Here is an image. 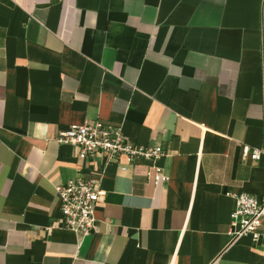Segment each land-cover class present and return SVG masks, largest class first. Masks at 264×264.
I'll use <instances>...</instances> for the list:
<instances>
[{
	"label": "crops",
	"instance_id": "crops-1",
	"mask_svg": "<svg viewBox=\"0 0 264 264\" xmlns=\"http://www.w3.org/2000/svg\"><path fill=\"white\" fill-rule=\"evenodd\" d=\"M95 120L162 146L168 180L108 164L81 235L57 187L105 159L55 137ZM245 145L264 148V0H0V264H264L229 236L228 193L264 195Z\"/></svg>",
	"mask_w": 264,
	"mask_h": 264
},
{
	"label": "built area",
	"instance_id": "built-area-1",
	"mask_svg": "<svg viewBox=\"0 0 264 264\" xmlns=\"http://www.w3.org/2000/svg\"><path fill=\"white\" fill-rule=\"evenodd\" d=\"M121 125L95 120L84 124L73 123L70 127L58 132L55 140L59 144H71L79 149L78 159L87 162L101 155L105 165L92 168L90 176L78 174L66 184L57 187L60 199L61 217L58 226L81 235L90 234L96 229L95 211L104 192L101 189V179L105 167L112 162H119L125 157L130 164L139 161H151L147 175L156 185L168 180L157 161L165 155L162 146H146L135 144L125 136ZM243 157L253 161L264 160V148H253L245 145ZM82 167V166H81ZM126 167H123V169ZM236 201V207L231 214L230 242L243 236H250L254 243H260L264 252V195L258 197L246 192L228 193Z\"/></svg>",
	"mask_w": 264,
	"mask_h": 264
}]
</instances>
